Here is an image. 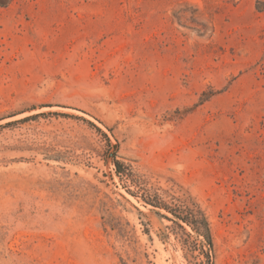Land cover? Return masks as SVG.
<instances>
[{
    "label": "rangeland",
    "instance_id": "rangeland-1",
    "mask_svg": "<svg viewBox=\"0 0 264 264\" xmlns=\"http://www.w3.org/2000/svg\"><path fill=\"white\" fill-rule=\"evenodd\" d=\"M198 212L264 264V0H0V264H207Z\"/></svg>",
    "mask_w": 264,
    "mask_h": 264
},
{
    "label": "trees",
    "instance_id": "trees-1",
    "mask_svg": "<svg viewBox=\"0 0 264 264\" xmlns=\"http://www.w3.org/2000/svg\"><path fill=\"white\" fill-rule=\"evenodd\" d=\"M115 166V170L117 174L120 172L118 171L119 165L116 162H113ZM174 218L177 219V221L185 224L188 226L193 232L197 234L198 237H201L203 239V245L208 249L206 253H204L206 258L207 264H213L211 261V251H212V240L211 235L209 231L208 223L204 217V215L200 212H198L199 216H190V217H179L178 215H175L174 213H171Z\"/></svg>",
    "mask_w": 264,
    "mask_h": 264
},
{
    "label": "water",
    "instance_id": "water-1",
    "mask_svg": "<svg viewBox=\"0 0 264 264\" xmlns=\"http://www.w3.org/2000/svg\"><path fill=\"white\" fill-rule=\"evenodd\" d=\"M116 149H117V145L114 146V150H116Z\"/></svg>",
    "mask_w": 264,
    "mask_h": 264
}]
</instances>
